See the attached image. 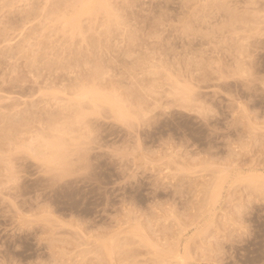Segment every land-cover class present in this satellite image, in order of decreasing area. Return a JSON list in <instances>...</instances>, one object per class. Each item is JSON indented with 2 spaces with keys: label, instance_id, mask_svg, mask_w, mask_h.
I'll return each mask as SVG.
<instances>
[{
  "label": "rangeland",
  "instance_id": "obj_1",
  "mask_svg": "<svg viewBox=\"0 0 264 264\" xmlns=\"http://www.w3.org/2000/svg\"><path fill=\"white\" fill-rule=\"evenodd\" d=\"M82 1L0 0V264H264V0Z\"/></svg>",
  "mask_w": 264,
  "mask_h": 264
},
{
  "label": "bare ground",
  "instance_id": "obj_2",
  "mask_svg": "<svg viewBox=\"0 0 264 264\" xmlns=\"http://www.w3.org/2000/svg\"><path fill=\"white\" fill-rule=\"evenodd\" d=\"M91 2H93V0H83L82 1V3L83 4H85V5H88L89 3H91ZM190 85H188V84H184V87H185V89H184V91L185 92H187V93H189L190 91H191V89H192V87L190 88L189 87ZM193 90V89H192ZM187 95V94H186ZM188 95H190V94H188ZM187 95V96H188ZM87 97V98H89V100L90 101H92V102H94V101H101V102H104V103H108L109 104V106H110V109L113 111V113H115V116L116 117H120V115L121 114H126L123 110H122V106L118 103V101L116 100V99H114V98H109L108 97V95H105L104 93H102V92H99V91H97V90H85V91H83V92H81V93H78L77 95H76V97H77V99H81V98H83V97ZM116 100V103H115V101L114 100ZM121 107H120V106ZM126 111V110H125ZM167 168V167H166ZM165 170V172H167L169 169L167 168V169H164ZM167 170V171H166ZM129 221V220H128ZM127 223V222H126ZM185 229V228H184ZM183 229V230H184ZM181 232H182V230H181ZM116 234V233H115ZM174 254V253H173ZM174 259H176L179 263H181V264H185L184 262H185V256L181 253H175L174 255Z\"/></svg>",
  "mask_w": 264,
  "mask_h": 264
}]
</instances>
